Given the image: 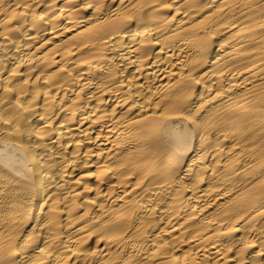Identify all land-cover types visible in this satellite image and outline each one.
Listing matches in <instances>:
<instances>
[{
  "label": "bare ground",
  "instance_id": "6f19581e",
  "mask_svg": "<svg viewBox=\"0 0 264 264\" xmlns=\"http://www.w3.org/2000/svg\"><path fill=\"white\" fill-rule=\"evenodd\" d=\"M0 264H264V0H0Z\"/></svg>",
  "mask_w": 264,
  "mask_h": 264
}]
</instances>
